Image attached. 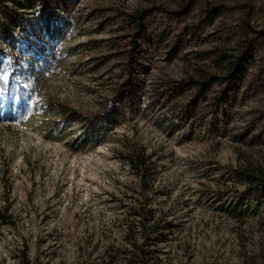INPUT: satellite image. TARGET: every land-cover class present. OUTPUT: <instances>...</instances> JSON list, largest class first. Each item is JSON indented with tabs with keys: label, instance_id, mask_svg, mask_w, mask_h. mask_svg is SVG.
I'll list each match as a JSON object with an SVG mask.
<instances>
[{
	"label": "rangeland",
	"instance_id": "374dc122",
	"mask_svg": "<svg viewBox=\"0 0 264 264\" xmlns=\"http://www.w3.org/2000/svg\"><path fill=\"white\" fill-rule=\"evenodd\" d=\"M0 57V264H101L126 141L157 167L160 264H264V183L235 174L264 172V0H0Z\"/></svg>",
	"mask_w": 264,
	"mask_h": 264
},
{
	"label": "trees",
	"instance_id": "16d2710c",
	"mask_svg": "<svg viewBox=\"0 0 264 264\" xmlns=\"http://www.w3.org/2000/svg\"><path fill=\"white\" fill-rule=\"evenodd\" d=\"M6 56L5 66L10 68V55ZM227 53L222 52L220 68H224ZM0 57V66H1ZM240 75H242L240 73ZM85 123L88 122L87 117ZM96 128H106L100 120ZM134 178V183L126 187L119 197L111 195V201L117 205L121 217L117 219L118 230L114 236L105 237V249L101 264H160V247L170 236L171 225L164 215L154 209L153 198L156 194L154 183L157 167L146 147L137 141H126L121 145L120 157ZM240 184L255 185L264 183V172L252 168L235 171ZM0 222L13 225L8 212V205L0 211ZM81 264H89L88 255L84 254ZM20 264H30L25 251L21 252Z\"/></svg>",
	"mask_w": 264,
	"mask_h": 264
},
{
	"label": "snow or ice",
	"instance_id": "6c2138e0",
	"mask_svg": "<svg viewBox=\"0 0 264 264\" xmlns=\"http://www.w3.org/2000/svg\"><path fill=\"white\" fill-rule=\"evenodd\" d=\"M4 79L6 80V79H7V77L5 76V77H4Z\"/></svg>",
	"mask_w": 264,
	"mask_h": 264
}]
</instances>
